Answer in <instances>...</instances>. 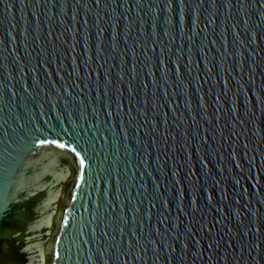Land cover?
<instances>
[{
  "label": "water",
  "instance_id": "1",
  "mask_svg": "<svg viewBox=\"0 0 264 264\" xmlns=\"http://www.w3.org/2000/svg\"><path fill=\"white\" fill-rule=\"evenodd\" d=\"M0 264H264V0H0Z\"/></svg>",
  "mask_w": 264,
  "mask_h": 264
}]
</instances>
